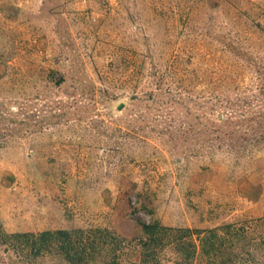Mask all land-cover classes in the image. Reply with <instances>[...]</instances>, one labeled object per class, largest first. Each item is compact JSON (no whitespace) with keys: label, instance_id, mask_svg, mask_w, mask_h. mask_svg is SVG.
<instances>
[{"label":"rangeland","instance_id":"1","mask_svg":"<svg viewBox=\"0 0 264 264\" xmlns=\"http://www.w3.org/2000/svg\"><path fill=\"white\" fill-rule=\"evenodd\" d=\"M262 82L264 0H0V264H68L10 236L76 229L89 264H264V141L202 114L256 126ZM154 221L205 233L142 263Z\"/></svg>","mask_w":264,"mask_h":264},{"label":"trees","instance_id":"2","mask_svg":"<svg viewBox=\"0 0 264 264\" xmlns=\"http://www.w3.org/2000/svg\"><path fill=\"white\" fill-rule=\"evenodd\" d=\"M259 86L258 96L260 95V98L258 96L255 97L262 100L264 99V83H260ZM218 94L220 93H215V99L219 98ZM119 107L123 108L124 104H120ZM229 108H233L231 104L229 105ZM262 108L263 109L256 114V116L262 118L261 121L255 122L256 126L249 125L247 120L244 121V123L240 122L241 120L238 119L239 113L235 115L233 120L231 118L232 114H230V116H219V114H215L214 117L213 111L211 113L204 111L202 114L204 118L208 121H212L215 124V127H217L215 129V141L222 144L223 142L228 141L230 147L232 146V141H236L233 149L244 150L247 146H254L261 141H264V103ZM233 113H235V111H233ZM249 121L254 122L253 120ZM225 126L228 129H224ZM225 146H227V144ZM223 147L224 144L223 146H219L218 149H222ZM137 225L140 228V235L138 238H135L133 241L122 238L120 241L123 242L125 240L126 242L134 243L138 240L140 260L142 263H148L151 256L155 255V252L164 249L167 245H173L179 251L189 246L195 251L196 247L195 243H193L190 238L192 237L191 234H196L197 237H199L201 234L205 233L202 230H191L189 228H168L162 226L157 221L148 224L138 222ZM89 233H93V231L90 230ZM89 233L82 229L48 230L39 234H14L11 235L10 238L17 240V242L21 240V244L28 248L33 255H39L43 251L55 248L68 264H89L90 259H93L94 257L93 253L97 254L105 244H108V242H104L105 239L103 241L91 239ZM97 233H100V239H102V236L110 235V232L108 231L104 233L98 230ZM206 233L208 236H203V238L200 239V243L206 245L209 242L211 246H213V243L209 240L210 238L212 239V237H215V230H206ZM2 235L3 233L0 231V237Z\"/></svg>","mask_w":264,"mask_h":264}]
</instances>
